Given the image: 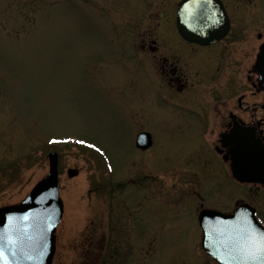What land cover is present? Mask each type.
Returning a JSON list of instances; mask_svg holds the SVG:
<instances>
[{"label":"rangeland","instance_id":"rangeland-1","mask_svg":"<svg viewBox=\"0 0 264 264\" xmlns=\"http://www.w3.org/2000/svg\"><path fill=\"white\" fill-rule=\"evenodd\" d=\"M178 1L0 0V208L20 202L57 154L53 264H75L69 244L90 233L97 247L113 240V259L102 253L100 264H215L199 246L198 200L225 210L243 201L264 219V192L232 189L219 166L208 161L198 199L185 177L200 166L180 159L201 137L169 121L181 112L152 68L172 55ZM234 16L233 28L264 34V0H242ZM142 39L159 54L141 53ZM140 132L153 141L143 152Z\"/></svg>","mask_w":264,"mask_h":264},{"label":"flooded vegetation","instance_id":"flooded-vegetation-1","mask_svg":"<svg viewBox=\"0 0 264 264\" xmlns=\"http://www.w3.org/2000/svg\"><path fill=\"white\" fill-rule=\"evenodd\" d=\"M241 1L219 0L228 23V30L223 37L201 46L185 41L174 27L171 35L173 44L169 47L172 55H161L158 57V63L152 64L155 65L152 68L156 72L160 86L167 89L171 105L181 112L174 114L175 117L172 115L169 121L175 128L193 130L198 132L201 137V146L197 145L184 151L183 158L180 159L200 166V169L197 168L185 176L193 182L191 186L197 188L192 191L196 199L200 197V193L209 189L204 183L205 178L213 175V173L209 175L207 173L208 161L210 166L213 164L219 166L221 171L217 175L224 176L232 189L238 185L230 172V165L233 161L232 152L230 147L223 145L225 136L230 132L235 130L250 131L254 138L264 145V89L255 70L259 49L264 42V34L263 30L250 34L243 29L233 28L234 13L239 10ZM214 2L217 3V1ZM230 5L234 6L231 8L232 12L229 10ZM212 6L210 8L215 10L216 4ZM148 35L153 36L154 33L149 32ZM140 42L139 51L141 53L147 50L154 56L155 53L159 54V47L155 45L156 41L142 39ZM209 134L215 135L213 140L207 137ZM199 149L201 151L197 152ZM198 155L200 156L198 157ZM192 160L193 162H191ZM216 176L211 177V180L215 181ZM248 186H250V192L252 190L264 192V185ZM198 201L201 210L203 204L201 200ZM238 202L239 200H232V205L224 207L227 208L226 210L218 206L209 209L224 214H233L237 209ZM254 209L257 219L264 225V219L260 212L256 207ZM125 217L132 218V212H125ZM142 222L141 219L136 221L138 225ZM103 242V248L102 246L97 247V243L93 241V233H90L88 238H84L78 244L76 242L69 244L75 254V264H100L103 254L112 260L114 255L111 254L113 249L110 250V245L113 244V240L104 238ZM56 252L57 240L55 254ZM123 260L126 262V258ZM53 262L54 258L52 264Z\"/></svg>","mask_w":264,"mask_h":264},{"label":"water","instance_id":"water-1","mask_svg":"<svg viewBox=\"0 0 264 264\" xmlns=\"http://www.w3.org/2000/svg\"><path fill=\"white\" fill-rule=\"evenodd\" d=\"M220 17H215L208 0H184L178 6L177 29L181 36L200 45L221 38L228 30L227 18L217 6ZM256 70L264 88V44L260 48ZM136 147L146 149L151 138L146 133L136 137ZM223 145L232 152L231 173L240 183L264 184V145L252 132L235 130L224 138ZM48 173L39 181L19 204L0 208V247L9 264H51L55 250V229L62 215V203L57 189V157L48 154ZM77 175L68 170L67 176ZM199 226L202 230V249L218 264H264V258L243 261L231 256L242 242L240 230L254 228L264 233L255 220L253 210L242 204L232 216L213 211L200 212ZM11 239L15 243L8 244Z\"/></svg>","mask_w":264,"mask_h":264},{"label":"snow or ice","instance_id":"snow-or-ice-1","mask_svg":"<svg viewBox=\"0 0 264 264\" xmlns=\"http://www.w3.org/2000/svg\"><path fill=\"white\" fill-rule=\"evenodd\" d=\"M241 243L237 247L236 254L231 256L232 260L239 258L245 262L264 258V233L257 234L254 228L244 227L240 230ZM15 242L11 239L8 244ZM0 264H9L2 247H0Z\"/></svg>","mask_w":264,"mask_h":264}]
</instances>
